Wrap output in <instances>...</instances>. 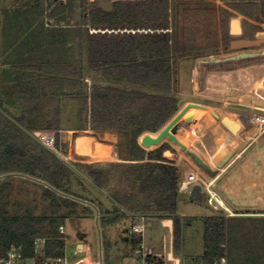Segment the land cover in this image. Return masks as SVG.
Wrapping results in <instances>:
<instances>
[{"label":"trees","instance_id":"trees-1","mask_svg":"<svg viewBox=\"0 0 264 264\" xmlns=\"http://www.w3.org/2000/svg\"><path fill=\"white\" fill-rule=\"evenodd\" d=\"M100 1L29 0L12 10L0 8L1 27L13 32L7 37L2 33L0 77L3 71L16 74L12 84H0V176L21 173L41 179L34 185L49 202L42 214L22 207L11 213L8 196L14 176L0 178V256L14 245L32 254L39 236L49 237L47 255L61 253L59 225L93 212L82 200H95L77 190V182L111 200L113 208L101 218L103 225L142 215L171 217L174 250L183 252L186 228L201 221L204 250L193 264H214L222 255L228 264H264V215L177 213L187 162L177 164V149L164 141L181 110L176 94L179 60L255 45V32L263 30L264 0H221L228 7L204 0H115L111 11ZM199 7L207 13L202 21L210 26L207 34L198 33L204 40L183 33L194 14L202 12ZM229 7L246 17L248 30L241 36H231L217 19V10L232 13ZM85 47L90 68L109 82L94 86L90 94L83 84ZM71 48L76 60L69 57ZM8 50L12 52L6 55ZM69 98L78 103V129L100 136L118 133L120 161H67L61 156L70 148V131L62 123ZM36 131H53L54 145L52 135L42 132L50 146ZM146 131L155 133L140 137ZM139 137L149 148L164 142L147 150ZM124 240L134 251L143 238L127 232ZM158 257L148 256L147 264H163Z\"/></svg>","mask_w":264,"mask_h":264},{"label":"rangeland","instance_id":"rangeland-1","mask_svg":"<svg viewBox=\"0 0 264 264\" xmlns=\"http://www.w3.org/2000/svg\"><path fill=\"white\" fill-rule=\"evenodd\" d=\"M24 1L26 2L29 0H0V8L4 7L8 8V10H12L15 6L22 4L21 2ZM230 10L232 13L226 12L223 9H218L217 11L221 15V20L220 16L217 17V19L221 26L224 27V30L228 31L231 36H241L248 30L244 22L246 17L244 14L235 11L232 8H230ZM12 14V12H9L8 16H13ZM184 17L185 16L183 15L181 18L182 21L184 20ZM203 17L206 18L207 13L197 12V14H194V16L190 19V23L187 24L185 26V30H183L184 35L189 37L196 36L200 40H204V36L200 37L202 33H200V36L198 33L200 31L204 34H207L209 32L210 26H208L207 22L202 21ZM12 19L13 21L17 20V22H19V18ZM20 19L24 22L26 21L23 18ZM1 25L2 17L0 11V40L1 37H3L2 33H5L6 37L13 34L10 28L5 29V27L3 28ZM261 32H264V24L263 30L255 32V38L257 42L255 45L228 52L219 50L218 52L214 53L216 58L215 60L212 59V55L210 53H207L200 59L198 58L199 60L197 59L194 61L187 60V58H181L178 63V81H180V83L183 85V88H188V84H192V78L194 76L200 84V90L197 91L199 93L194 96L177 94L179 99H181V101L192 100V102H199L203 104L208 103V105H210L214 111H217V108L219 110V108L223 107L225 100L230 99V97L227 96L232 95H230L229 89L225 85L234 84L235 87L233 88L235 92H233L232 99H235L242 104L234 105L230 103L226 106V109L242 113H254L258 111L259 107L264 108V37H259V33ZM242 52H246L247 55H239ZM198 61L199 63L202 62L203 64H199V73L194 74L193 69L198 64ZM207 84L209 88H204V86ZM231 87L232 86H230V88ZM203 94H208L210 97H205ZM77 105L78 104L75 101L68 102L64 113L65 115L63 117V124L65 127H74L78 124L77 115L74 112L75 108L77 109ZM197 106H199L198 103L185 105L182 113L183 117L181 114L180 119L188 116L190 112L193 111ZM202 117L203 116L198 118V120L195 122V127L192 130L193 134H190L189 137L193 138L198 130H200V133L194 137V140H191V142L185 146L186 149L174 143L169 138V133L171 132L170 130L167 133V138L171 141L170 143L172 145L174 144L173 146L176 149L184 153L194 165L196 163L191 157L193 154L204 160L207 166H211L213 161L217 165L218 163L221 165H226L229 163V161L234 160L236 154L233 152L225 153V158L221 159L220 161H218L219 156L218 158H215L214 155L216 152V145L214 143V138L216 136L212 131L213 128L211 127L213 121L211 118L203 120ZM251 126L252 132L250 134H252L253 139L251 138L239 143L237 148L239 150L240 145L242 146L247 143L246 145L249 146L248 150L234 161L235 165L232 170L230 169V171L233 173L232 176L241 178L245 181L246 185L243 187L249 188V181L252 180H256V183H254L255 187L253 193L250 195L242 194L240 198L236 199L234 202V207H237L239 209L238 211H249L248 214L250 215H264V131H261L259 126H257L254 122L251 123ZM78 133L91 135L89 130H80ZM49 135L54 137V132L50 131ZM189 137L188 141L190 139ZM203 144L206 147L201 152ZM149 149L153 148L150 147ZM186 150H190L189 152L192 154L188 152L186 153ZM61 156L67 161H76L82 159L84 161L97 160L93 157L77 155L73 152H69L67 155L61 154ZM215 160L218 162L216 163ZM188 164L185 170L189 171L195 168L191 163ZM199 167L200 166H198V168ZM200 170L204 177H212L214 175L211 169L207 170L205 168L203 170L202 168ZM8 175L14 176L13 179L15 181L14 189L8 196V199L10 200L9 210L11 213H15L16 209L21 207L29 209L35 214H42L49 209V202L42 199L41 191L34 185L33 182H43L41 179L21 173H9L1 175L0 178H4ZM194 184L189 187V190L181 193L179 197V210L186 211L190 214L196 213L198 216H201L202 214L207 215L211 212H214L213 207L208 203L209 193L204 187V196L202 199L192 200L190 198L191 190ZM75 187L77 190L88 196V198L95 201L83 199L82 201L84 203L89 204L92 207L93 212H81L79 217H70L64 222L66 227V235L68 237L69 251H74L75 244H81L80 252L83 255L77 260H74V263H138L136 257L140 255L136 254V250L141 248V244L144 243L145 230L144 233H139L143 238L142 243L133 251L131 246L124 240V237L127 232L128 235H131L130 227L134 221L127 219L124 222L115 224L107 223L103 225L101 218L104 215H108V213H106L107 209L113 208V204L107 198V195L98 192L88 183H86L85 187H83L76 182ZM164 233H166V229L161 226L149 228L146 232V236L149 238L152 245L155 246L153 251L147 250L149 254L148 256H156L157 254H160V256L158 255V258L162 259L163 264H193L194 258L200 255L204 250L203 225L201 221H194L186 228L184 233L183 252H176L173 250L174 257L172 260L167 259V253L170 251V244H167L168 247L166 249L162 243V236Z\"/></svg>","mask_w":264,"mask_h":264},{"label":"crops","instance_id":"crops-1","mask_svg":"<svg viewBox=\"0 0 264 264\" xmlns=\"http://www.w3.org/2000/svg\"><path fill=\"white\" fill-rule=\"evenodd\" d=\"M115 1V0H114ZM113 1V4H114ZM200 1V0H199ZM198 1V2H199ZM207 4H212V3H217V4H221L227 7V5L221 1V0H204ZM211 9V7H208ZM113 9V8H112ZM199 9H202L200 11L203 12V7H199ZM111 11V10H110ZM263 26V24H262ZM170 31L172 30V28L169 29ZM96 31V29L94 28H90V32H94ZM105 31V30H104ZM103 31V32H104ZM118 31V30H117ZM73 39L77 40L75 37H73ZM11 50H8L6 52V55H8L9 53H11ZM14 53V52H13ZM215 52L210 53L212 55V59H216L214 56ZM16 55V54H15ZM204 55H199L193 58H187V60H197L198 58L200 59L202 56ZM76 56L77 53L75 52V50H72V48L69 50V57L72 60H76ZM198 59V60H199ZM186 60V59H185ZM198 64L195 66V68L193 69L194 74L195 73H199L200 71V67L199 64H203L202 62L199 63V61L197 62ZM213 63V62H212ZM83 64H84V77H83V84H84V91L86 94H90V92L92 91V89L94 88V86L97 85H108L109 82L104 80L102 75L100 73H98L97 71L93 70L90 68L89 66V62H88V52L87 49L85 47L84 49V59H83ZM214 64V63H213ZM206 65V64H204ZM215 65V64H214ZM209 70V69H207ZM26 70L22 71L19 73L20 76L25 75ZM2 76L0 77V84H12L13 81L12 79L16 77L15 72L12 71H7V72H2L1 74ZM205 82V81H204ZM227 86V88L229 89V93L231 96H227L230 97V99L225 100L224 105L222 108H217V111H214V109L208 105V103L203 104V103H199V102H192V100H187V101H181L180 100V115L178 117V119L176 120L179 121L181 120V114L183 113L184 107L187 104H196L198 103V105L201 107H204L206 110V113L203 115L202 119H208L211 118L213 121L212 124V131L215 133V138H214V143L216 145V152H215V158H218V161H220L221 159L225 158V153H230L233 152L236 154V156L234 157V160L229 161V163H227L226 165H221L220 163L215 164L214 161L211 164V166H207L206 162H204V160H202L204 162V164H200L198 163L193 156H191L193 158V160L195 161V163L200 166L198 168V166L194 165L191 160L189 158H187V156L180 152L178 149V156H177V164L180 163L182 160H185L188 163H191L195 168L191 169L189 171L185 170L184 174H183V181L187 180L188 174L190 172H195L199 175L200 178H202L205 181H213L211 188L215 191L218 192L221 200H222V205H219L218 208H214L213 205L209 202L208 203L210 206L213 207L214 212H211L207 215L210 214H216V213H227L229 215H236L237 211L239 210L237 207L235 206V201L236 199L240 198V196L243 195H250L253 193L254 191V187L256 183V180H252L249 181L250 183V189L247 187H243L245 184V181L241 178H237L235 176H232L233 173L232 171H230V169L232 170V168L234 167V161L239 158L240 156H242L247 150H248V145H246L247 143H245L244 145H240V149L238 150V146L239 143H242L245 140H249V139H253L252 134H250L252 132V126L251 123H253V114L254 113H245V112H236L233 110H228L226 109V106L230 103L232 104H242L239 101H236L235 99H232L233 97V92H235L234 88V84L231 85H225ZM230 86H232L230 88ZM204 88H209L208 84L206 86H204ZM200 90V84L197 81V79L193 76L192 78V84H188V88H183V85L180 83V81H178L177 83V87H176V94H182V95H196L197 91ZM206 91V90H204ZM225 93V92H224ZM205 97H210L208 94H203ZM179 97V96H178ZM215 99V98H214ZM218 99V98H217ZM69 101H75L74 99H67L65 101L64 104V108H63V113H62V123H63V117H64V113L67 107V104ZM78 104V103H77ZM197 106V107H199ZM179 108V109H180ZM15 110L18 112L19 109L15 108ZM212 111V112H211ZM77 115V119H78V105H77V109L75 108L74 111ZM212 116V117H211ZM183 117V114H182ZM166 124V123H165ZM164 124V125H165ZM163 125V126H164ZM162 126V127H163ZM63 127L68 129L70 131V148H69V152H73L74 154L77 155H84V156H90L93 157L94 159L97 160H92V161H98V159H105L103 161H120L119 159V155H118V151H117V142H118V138L119 135L117 132L115 131H105L101 136L98 134L93 133L92 131H89L91 133V135L88 134H83V133H78L80 130L82 129H78V124L75 125L74 127H65L63 124ZM170 130V128L168 129V131ZM159 131V130H158ZM157 131V132H158ZM167 131V133H168ZM42 132H50V131H40V135L38 137H40L44 142H46L43 139L42 136ZM145 133H155V132H150V131H146L144 133H142L140 135V137L145 134ZM167 133H166V138H167ZM71 137H72V141H71ZM140 137H139V143L146 148L147 150H150L149 147L144 146L141 141H140ZM189 137V136H188ZM188 137L186 138L188 141ZM192 138V137H189ZM168 139V138H167ZM225 139V140H224ZM190 140V139H189ZM164 141H169L171 142L169 139L168 140H164ZM164 141H162L160 144L152 146L151 148H155L158 147L159 145H161ZM223 141V142H222ZM72 142V145H71ZM204 142V141H203ZM48 145L53 146L54 145V137H53V145L49 144L48 142H46ZM226 143V144H225ZM205 144V143H204ZM203 144V147L201 148V152L205 149V145ZM224 144V150L221 151L220 150V146ZM228 144V145H227ZM174 145V144H173ZM186 149V147H184ZM190 151V150H189ZM188 150H186V153H190ZM237 152V153H236ZM227 155V154H226ZM83 160V159H82ZM84 161V160H83ZM216 161V160H215ZM216 161V163L218 162ZM91 162V161H88ZM209 167V168H208ZM203 170L206 168L207 170H212L213 172V176L212 177H204L203 173L201 172L200 169ZM202 185V190L203 187L206 189V186L201 182V181H197L196 183H198ZM181 185V183H180ZM188 189L184 190L180 188V195L181 193L186 192ZM207 190V189H206ZM208 192V190H207ZM260 192V190H259ZM209 193V192H208ZM107 195V194H105ZM179 195V197H180ZM204 196V193H203ZM108 198V197H107ZM209 198V195H208ZM109 199V198H108ZM110 200V199H109ZM111 201V200H110ZM179 200H178V207H177V213L181 216H198L196 213L190 214L186 211H180L179 210ZM249 211H245V213H239V214H248ZM238 214V213H237ZM205 214H202L201 216H204ZM170 218V219H167ZM141 223L144 225L145 227V237H144V246L147 250L149 251H153L155 246L152 245V243L150 242L149 238L146 236V232L148 231L149 228H155L158 226H161L163 228L166 229V233L163 234L162 236V243L164 244V248L167 249L168 247V243L170 244V251L167 253V259H173L174 257V220L171 217H159V216H147V215H142V216H136L134 217V223ZM164 236H165V240L164 241ZM153 253V252H151ZM160 256V254H157ZM175 259V258H174Z\"/></svg>","mask_w":264,"mask_h":264},{"label":"built area","instance_id":"built-area-1","mask_svg":"<svg viewBox=\"0 0 264 264\" xmlns=\"http://www.w3.org/2000/svg\"><path fill=\"white\" fill-rule=\"evenodd\" d=\"M253 122L259 126L261 131H264V108L259 107L258 111L254 112ZM197 181H201L206 186V189L209 192L208 200L214 208H218L219 205H222V200L218 192L211 188L213 181H205L195 172H190L188 174L187 180L181 182L180 188L186 190ZM144 230L145 227L141 223L135 222L130 227L131 234L144 233ZM58 231V238L63 240L64 243V246L61 248V253L47 255L46 244L49 237L39 236L34 241L35 245L32 254L25 255L22 245H14L0 256V264H81L80 262L74 263V260H77L83 255L80 252L81 244H75L74 251L70 252L68 249V237L66 235V227L64 223L59 225ZM136 254L140 255L136 257L138 261L136 264H147V257L149 254L143 243L141 244V248L136 250ZM214 264H228V258L225 255L219 256L215 259Z\"/></svg>","mask_w":264,"mask_h":264},{"label":"bare ground","instance_id":"bare-ground-1","mask_svg":"<svg viewBox=\"0 0 264 264\" xmlns=\"http://www.w3.org/2000/svg\"><path fill=\"white\" fill-rule=\"evenodd\" d=\"M206 110L204 107H196L193 111L190 112V114L181 120L175 122L170 127V133L169 138L171 139V136H174L176 139H172V141L182 147H185L191 140H194V137L200 133V130L197 131L195 136L189 141H187V137L190 136V134H193V128L195 127V122L203 116L206 113ZM191 119V121H189ZM204 131V130H203ZM225 140V139H224ZM223 142V141H222ZM226 144V143H225ZM192 145V144H191ZM228 145V144H227ZM190 146V145H189ZM220 150H224V144L220 146ZM212 155V154H211ZM214 155V154H213ZM212 157V156H211Z\"/></svg>","mask_w":264,"mask_h":264},{"label":"water","instance_id":"water-1","mask_svg":"<svg viewBox=\"0 0 264 264\" xmlns=\"http://www.w3.org/2000/svg\"><path fill=\"white\" fill-rule=\"evenodd\" d=\"M100 6H101L104 10H106V11H110V10H112V8H113V0H101V2H100ZM239 55L244 56V55H247V53H246V52H242V53H240ZM189 121H191V119H190ZM35 134H36L37 136H39V135H40V131H36ZM172 139L175 140L176 138H175L174 136H171V140H172ZM192 156L194 157V159H195L198 163H200V164H204V162H203V161H202L197 155L193 154ZM190 198H191L192 200H198V199H202V198H203V190H202V185H201V184H199V183H195V184L193 185V188H192V190H191Z\"/></svg>","mask_w":264,"mask_h":264}]
</instances>
